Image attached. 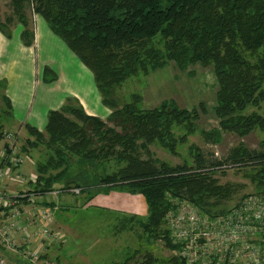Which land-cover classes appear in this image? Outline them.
Wrapping results in <instances>:
<instances>
[{"label": "trees", "instance_id": "16d2710c", "mask_svg": "<svg viewBox=\"0 0 264 264\" xmlns=\"http://www.w3.org/2000/svg\"><path fill=\"white\" fill-rule=\"evenodd\" d=\"M7 1L11 10L0 17V31L10 36L11 27L19 22L24 27L22 42L30 45L31 16L41 15L90 69L101 101L110 109L108 118L102 120L85 113L78 100L69 97L60 109L48 112L43 131L26 125L29 134L53 150L57 160L51 156L35 166L32 191L44 196L55 189L97 193L126 187L146 201L148 215L141 224L148 232L162 230L165 215L180 200L210 217L225 213L228 209L220 206L234 188L219 183L215 173L221 168L248 167L247 176L264 198V140L252 149L239 142L222 158L206 157L198 150L193 165H171L156 157L150 147L158 144L175 153L173 126L183 125L186 134L195 132L204 103L188 109L164 100L144 108L140 93H132L124 102L117 93L128 78L168 63L180 71L195 64L210 66L217 82L213 112L219 127L202 133L216 142L222 132L244 137L256 129L264 131V0ZM44 71L48 74L49 70ZM44 79H54V75ZM4 103L9 112V100L4 98ZM27 144L35 146L31 141ZM21 151L28 154L27 145ZM65 151L77 156L76 170L55 187L52 183L70 169ZM105 161H114L117 169L99 174L97 168L104 170ZM62 164L64 170L45 175L48 167ZM162 234L166 246L174 249L168 229ZM128 263L129 258L119 262ZM141 264H184V260L174 254L165 259L148 254Z\"/></svg>", "mask_w": 264, "mask_h": 264}, {"label": "rangeland", "instance_id": "374dc122", "mask_svg": "<svg viewBox=\"0 0 264 264\" xmlns=\"http://www.w3.org/2000/svg\"><path fill=\"white\" fill-rule=\"evenodd\" d=\"M7 4V0H0L2 18L10 13L11 9ZM216 87L212 67L195 64L182 72L177 70L173 63H168L149 74L139 73L128 78L117 89V93L123 102L128 101L132 93H140L142 105L144 94L149 101L155 96L153 103H149L151 106L163 98L173 99L180 107H191L201 100L204 101L206 110L200 113L195 132L186 134L183 125L173 126V136L177 142L175 153L158 144L150 147L156 157L171 165H193L194 154L198 150L206 157L222 158L228 149L239 141H243L250 148H256L258 142L264 140V131L259 129L243 138L235 133L222 132L218 143L202 133L201 130H210L217 126L218 121L212 110ZM158 96L160 98L157 99ZM8 115L5 103L0 102V131H10L2 123ZM16 133L17 144L20 147L27 145L28 155L32 159L20 166L19 170L23 173L35 170L36 165L45 164L51 156H54V162L57 161L54 151L44 144H38V139L35 135L29 134L28 130H20ZM27 141L33 142L35 146H28ZM3 143L4 141L0 140V149ZM64 159L70 169L63 178L52 183L55 187L61 186L76 170L77 156L65 151ZM103 166L104 170L98 166L99 174L113 172L118 167L114 161H105ZM65 168L64 164L57 168L48 167L45 175L54 176ZM247 172L246 166H229L216 170L215 176L219 183H229L234 188L232 196L222 202L220 207L230 209L246 196H258L256 192L258 187L250 181ZM50 198V194L44 196L41 204L43 202L49 204ZM54 206L52 228L63 232L64 241H55L47 245L41 258L49 264H119L126 258H129L128 264H141L148 254L160 259L169 258L173 254L162 237V230L167 229V214L162 230L160 228L159 231L156 229L152 232L146 231L141 224L148 215L146 201L141 194L132 192L126 187L111 188L97 193L68 191L58 195L57 203L52 207ZM22 249L19 247L11 251L0 243V257L6 264H28Z\"/></svg>", "mask_w": 264, "mask_h": 264}, {"label": "built area", "instance_id": "2783aa9c", "mask_svg": "<svg viewBox=\"0 0 264 264\" xmlns=\"http://www.w3.org/2000/svg\"><path fill=\"white\" fill-rule=\"evenodd\" d=\"M0 149V243L11 251L22 247L28 264L42 260L48 244L64 241L52 228L55 206L41 204L50 194L57 203L60 190L44 196L32 191L35 170L23 173L20 166L32 159L21 151L17 133L2 131ZM70 192H79L71 188ZM166 227L174 255L184 264H264V198L246 196L225 213L210 217L193 204L180 200L166 215ZM0 264H6L0 257Z\"/></svg>", "mask_w": 264, "mask_h": 264}, {"label": "crops", "instance_id": "0c3cea01", "mask_svg": "<svg viewBox=\"0 0 264 264\" xmlns=\"http://www.w3.org/2000/svg\"><path fill=\"white\" fill-rule=\"evenodd\" d=\"M31 25L33 41L30 45L22 42L21 33L24 27L19 22L11 27L10 36H5L0 31V102L4 104V98L10 102L9 115L3 120V125L13 133L25 131L26 125L43 131L48 112L60 109L69 97L76 98L88 115L106 120L110 109L102 103L90 69L50 30L41 15L33 14ZM46 68L49 70L48 74L44 71ZM52 75L54 79H44L45 76L49 78ZM216 91L217 87L214 93L215 104ZM144 95V108H152L164 100H173L159 99L158 103L151 106L149 103H153L155 96L149 101ZM201 102L204 103L201 100L197 105L183 107L190 109L197 107ZM218 127L217 122L216 127L201 131H211ZM219 141L220 139L217 143Z\"/></svg>", "mask_w": 264, "mask_h": 264}]
</instances>
